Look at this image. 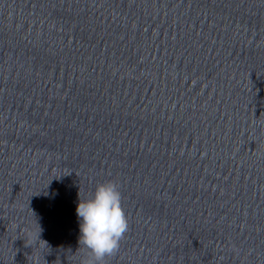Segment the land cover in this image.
<instances>
[{"label":"water","instance_id":"obj_1","mask_svg":"<svg viewBox=\"0 0 264 264\" xmlns=\"http://www.w3.org/2000/svg\"><path fill=\"white\" fill-rule=\"evenodd\" d=\"M264 264V0H0V264Z\"/></svg>","mask_w":264,"mask_h":264},{"label":"clouds","instance_id":"obj_2","mask_svg":"<svg viewBox=\"0 0 264 264\" xmlns=\"http://www.w3.org/2000/svg\"><path fill=\"white\" fill-rule=\"evenodd\" d=\"M76 215L79 248L86 252L84 264H106L119 252L130 227L119 185L111 180L98 183L90 197L79 199Z\"/></svg>","mask_w":264,"mask_h":264}]
</instances>
